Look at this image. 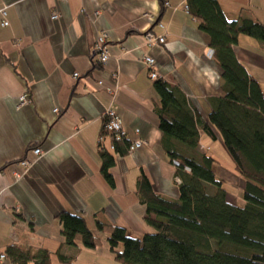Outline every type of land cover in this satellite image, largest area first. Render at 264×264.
Returning a JSON list of instances; mask_svg holds the SVG:
<instances>
[{"label":"crops","instance_id":"1","mask_svg":"<svg viewBox=\"0 0 264 264\" xmlns=\"http://www.w3.org/2000/svg\"><path fill=\"white\" fill-rule=\"evenodd\" d=\"M219 3L228 20L244 14L264 25V0ZM187 6L186 0H0V250H46L51 264H65L60 255L72 259L66 264H121L105 235L97 249L66 245L58 216L81 215L96 235L97 222L108 221L140 237L155 230L150 222L156 220L138 193L143 174L156 193L179 199L181 177L163 147L154 84L164 80L180 90L195 115L208 122L224 83L209 54V35ZM147 32L164 35L166 42L148 46ZM101 33L108 37L106 65L97 59ZM234 53L264 92V45L242 35ZM145 57L154 60L157 78H150ZM107 109L118 111L126 141L144 142L126 156L115 153L112 184L102 174L100 154L102 144L110 152L114 146L102 133ZM216 137L201 133L196 151L175 141L173 147L188 157L212 156L227 200L243 205L245 181ZM25 158L33 164L17 181L12 172ZM223 171L233 177L234 190ZM6 264L16 263L8 255Z\"/></svg>","mask_w":264,"mask_h":264},{"label":"trees","instance_id":"2","mask_svg":"<svg viewBox=\"0 0 264 264\" xmlns=\"http://www.w3.org/2000/svg\"><path fill=\"white\" fill-rule=\"evenodd\" d=\"M186 1L200 30L209 35L224 83L219 97L212 100L208 122L195 115L180 90L164 80L154 84L161 99L157 110L163 147L170 161L179 164V199L169 200L156 193L143 174L137 183L138 193L148 217H156L150 222L153 232L134 237L122 226L98 221L96 235L83 216L64 211L58 216L63 242L97 249L103 244L100 234L105 235L114 259L121 264H264V92L234 53L242 35L264 45V25L244 14L228 20L219 0ZM102 133L106 134L104 127ZM201 133L213 140L218 133L223 139L234 170L245 181L243 205L227 200L212 156L188 157L175 151L174 141L189 151L199 149ZM111 138L113 152L101 143L100 154L102 174L112 184L115 153L126 156L132 144L126 138ZM6 255L16 264H51L46 250L33 255L12 248ZM59 258L65 264L72 260Z\"/></svg>","mask_w":264,"mask_h":264},{"label":"built area","instance_id":"3","mask_svg":"<svg viewBox=\"0 0 264 264\" xmlns=\"http://www.w3.org/2000/svg\"><path fill=\"white\" fill-rule=\"evenodd\" d=\"M60 2H65V0H58ZM188 8V6L186 7ZM1 14L4 17V26H8L9 22L6 20V9H3ZM53 20L56 21V19H59L57 13L55 12L52 17ZM147 38V44L148 46L153 47L156 44L164 45L166 42L165 36H157L150 32L146 33ZM108 37L106 33H101L98 36V39L96 41V48H97V59L99 62V65H106L108 61L110 60V50L108 47ZM213 50H209V54L211 57L214 56ZM145 65L149 67L151 70L150 75L152 78H157V74L153 72V66H154V60L151 57H145L144 59ZM79 75L76 74L75 78H78ZM23 102H25V98H23ZM104 133L106 135H110L111 137H114L115 140L121 141L122 139L127 138V132L125 130L124 123L121 120V117L116 110L107 109L104 114ZM102 143V141H101ZM144 145V142L141 140H136L133 142L129 152H134L137 149H140ZM115 149V146H112V150ZM32 153L35 157H40V154L42 153V150L39 148H35L32 150ZM33 162L30 158H25L17 164L19 166V169L14 170L12 172V175L15 180L20 181V179L23 177V175L30 170V167L32 166ZM174 166L177 167L179 164L177 162L174 163ZM176 184H180V180L176 179ZM8 260V255L2 250H0V264H6Z\"/></svg>","mask_w":264,"mask_h":264},{"label":"rangeland","instance_id":"4","mask_svg":"<svg viewBox=\"0 0 264 264\" xmlns=\"http://www.w3.org/2000/svg\"><path fill=\"white\" fill-rule=\"evenodd\" d=\"M150 75V74H149ZM150 78H152L151 77V75H150ZM152 79H154V78H152ZM103 137H104V134H103ZM220 171V170H219ZM221 172V171H220ZM221 174V173H220ZM222 176H224L225 177V180L227 181V183L230 185V187H228L229 189H231V190H234V179H233V177L231 176V175H229L226 171H223V175ZM178 180H179V178H177ZM210 191V190H209ZM113 255V254H112Z\"/></svg>","mask_w":264,"mask_h":264}]
</instances>
